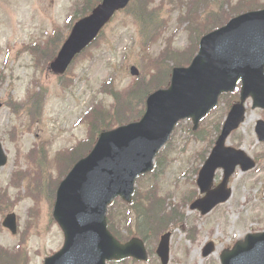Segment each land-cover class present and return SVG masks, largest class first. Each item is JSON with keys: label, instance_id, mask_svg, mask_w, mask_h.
<instances>
[{"label": "rangeland", "instance_id": "rangeland-1", "mask_svg": "<svg viewBox=\"0 0 264 264\" xmlns=\"http://www.w3.org/2000/svg\"><path fill=\"white\" fill-rule=\"evenodd\" d=\"M201 1L156 0L148 9L153 19L147 30L137 23L134 10L119 12L88 52L75 60L65 76L59 77L45 67V56L39 58L28 47L39 43L41 46L52 35L58 34L61 39L66 36L75 15L83 11L85 0H0V141L9 156L8 164L0 169V191L8 193L12 200L8 202L0 192V246L15 250L20 241L25 242L26 261L20 264H44L45 257L64 242L50 203L52 184L63 175L66 163L47 166L49 186L43 184L40 189L41 181L38 189L34 188L41 198L36 219L31 216L34 199L24 194L29 190V182L12 184L14 171L30 168L33 161L27 159H36L37 145L45 150L49 160L57 152L73 147L89 135L90 111L108 113L115 105L113 90L124 94L137 85H141L138 92L147 85H158L175 58L181 62L179 58L185 55L187 59L201 32L246 8L264 5V0H214V3L210 0L201 10ZM45 55L48 58V53ZM132 65L142 73L138 80L131 75ZM36 86L42 91L44 107L42 116L32 122L27 111L14 112L13 105L29 100L28 91ZM228 100L229 97L222 99L202 123L199 133L204 134L203 140L189 130V122L181 123L163 151L164 165L156 179L148 175L138 183L146 214L143 221L148 246L155 251L160 236L172 231L168 264H221L224 248L248 232L264 230V142L255 133L256 121L264 118V111L252 109L250 102L246 121L232 134L229 143L245 149L257 160V166L246 172L238 168L230 180L231 198L207 215L189 206L200 195L197 171L210 150L213 127L227 114ZM136 114L134 111L132 116ZM222 177L223 171L219 170L215 183ZM155 182L158 183L150 189ZM11 211L18 216L17 235L2 224L4 215ZM133 215L130 218L134 219ZM129 228L136 231L133 223ZM117 229L124 233L123 227ZM211 240L215 252L204 257L203 249ZM110 264H161V261L154 253L147 262L128 259Z\"/></svg>", "mask_w": 264, "mask_h": 264}, {"label": "water", "instance_id": "water-1", "mask_svg": "<svg viewBox=\"0 0 264 264\" xmlns=\"http://www.w3.org/2000/svg\"><path fill=\"white\" fill-rule=\"evenodd\" d=\"M129 2L102 0L91 14L77 21L52 61L51 70L63 74L116 11ZM131 71L133 75L139 74L135 66ZM240 79L242 101L229 112L216 146L200 171L198 184L207 194L195 201L192 208L206 214L226 201L232 192L229 178L236 166L241 164L243 170L255 166L243 150L227 147L226 140L244 121L243 103L248 96L264 106V9L235 17L205 35L192 64L174 68L171 86L148 97L141 120L101 133L93 150L75 164L58 188L54 217L64 231L65 243L59 252L46 258L45 264H107L127 257L147 260L148 253L140 238L122 243L110 232L109 205L119 196L132 202L136 179L153 169L156 154L170 139L178 121L191 117L196 129L218 104L220 94L233 91ZM258 133L263 140L262 122ZM7 160L0 143V167ZM218 167L224 168L225 177L212 189ZM4 225L16 233V215H8ZM169 240L170 233L163 235L158 248L163 264L169 260ZM213 250L214 243L210 242L204 255ZM221 259L223 264H264V232L247 234L233 249L224 250Z\"/></svg>", "mask_w": 264, "mask_h": 264}, {"label": "trees", "instance_id": "trees-1", "mask_svg": "<svg viewBox=\"0 0 264 264\" xmlns=\"http://www.w3.org/2000/svg\"><path fill=\"white\" fill-rule=\"evenodd\" d=\"M99 0H93L92 2H90L89 0H85V5H84V13H87L88 11H90L93 6L96 4V2ZM156 0H132V3L130 4V7L128 8V10L132 9L133 11V16L135 17L137 23L139 24L140 27L144 28V29H148L151 26V20L153 19V15L152 13H150L148 11V9H151V5H153V3ZM146 2V4H145ZM138 3V4H137ZM147 5V6H144ZM253 7V6H251ZM146 8V9H145ZM59 38L60 36L58 34L51 36L50 38H48L46 40V42H44L41 46L40 44L38 45H34L33 46V54L34 55H39L40 56H45V62L44 65L47 64V62H49L53 56L56 53V50L59 46ZM50 49V51L48 50ZM45 53H48V58L46 57ZM191 57L188 59L190 60ZM181 60V62L185 63V55ZM175 62H176V58H175ZM179 62V61H178ZM171 72V67L167 70L164 71V75L166 76H162L160 79V83L158 85H147L146 87H144V89H142L141 92H138L140 86L137 85L135 86L130 92H126L124 94L118 92V91H114L113 90V96L115 99V105L113 106V109L108 111V113H104V112H99L101 114H98L95 110H93L90 113V117L88 119L89 124H90V132L89 135L87 137V139L81 141L80 143H78L76 146H74L72 149L67 150L66 152L63 153H59L56 157V160H53V162H51V164H55L56 166H60L61 164H65L64 166V170L63 175H65L68 170L70 169L71 165L78 160L79 158H81L82 156H84L94 145L99 133L105 129V128H110L113 123H117V124H121V123H125L128 121H132V120H136L139 117L142 116L144 109H145V99L147 97V95L149 94V92H151L153 90V87L155 86V88L160 87L163 84V81H167L169 78V74ZM37 93H34L33 95L30 96V103L29 101H27L24 106L25 107H18L19 108H28L29 110L35 109L37 111L41 110V105L39 107L40 101L42 100V96L41 93L37 96ZM30 104V105H29ZM31 104L32 107H31ZM137 106L139 107V110L136 109ZM16 106L14 105V108ZM136 111L137 114L132 116V113ZM106 116V117H105ZM161 157V155L159 156V158ZM44 161V164L46 163L47 165H49V161H46V157L45 155L42 156ZM158 158V159H159ZM50 164V165H51ZM41 165H43V163H40V168ZM157 166H160V159H159V163ZM62 175V176H63ZM61 176V177H62ZM116 208H123L122 212L125 211V209L130 210V211H134L135 215L137 216V220H139V222L137 223L139 225L140 223V227L142 225L143 222V216L146 214H144V210L142 209V204H141V199H140V194L137 191L135 198H134V202L131 205H126L125 203L121 202V201H116L112 207H110V211H109V227L111 229V231L120 239H125L128 238V236H130V231H127V233L124 234H120L118 232L117 226H121V220L118 219L116 217V212L114 211ZM125 208V209H124ZM154 222H156V219H153ZM143 229V228H142ZM144 233H142L143 235ZM145 235V234H144ZM143 235V237H144ZM145 238V237H144Z\"/></svg>", "mask_w": 264, "mask_h": 264}]
</instances>
